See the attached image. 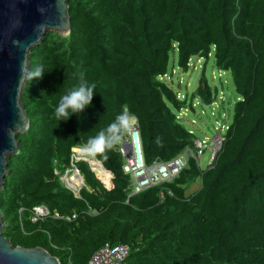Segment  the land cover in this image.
<instances>
[{
	"label": "trees",
	"instance_id": "trees-1",
	"mask_svg": "<svg viewBox=\"0 0 264 264\" xmlns=\"http://www.w3.org/2000/svg\"><path fill=\"white\" fill-rule=\"evenodd\" d=\"M68 5L70 34L48 31L30 53L29 73L42 67L44 75H29L22 93L30 127L17 136L19 153L9 156L0 190L5 238L42 247L61 264H89L107 244L130 247L124 264H264V0ZM194 58L230 73L238 94L223 148L205 170L193 156L197 135L179 113L195 99L212 106L218 91L204 72L197 91L181 99L165 79L172 63L187 73ZM81 74L96 85L91 104L59 121L54 109ZM125 107L138 120L146 166L189 151L186 168L135 194L119 143L94 156L115 176L112 187L80 161L85 186L76 196L61 180L74 149ZM38 207L49 215L34 222Z\"/></svg>",
	"mask_w": 264,
	"mask_h": 264
},
{
	"label": "water",
	"instance_id": "water-1",
	"mask_svg": "<svg viewBox=\"0 0 264 264\" xmlns=\"http://www.w3.org/2000/svg\"><path fill=\"white\" fill-rule=\"evenodd\" d=\"M69 0H0V190L8 158L19 153L17 136L30 121L22 104L30 53L48 31L71 32ZM127 146H130L129 144ZM0 211V264H61L42 247H14L3 233Z\"/></svg>",
	"mask_w": 264,
	"mask_h": 264
},
{
	"label": "clouds",
	"instance_id": "clouds-1",
	"mask_svg": "<svg viewBox=\"0 0 264 264\" xmlns=\"http://www.w3.org/2000/svg\"><path fill=\"white\" fill-rule=\"evenodd\" d=\"M29 75L33 79L34 78H41L42 79L43 75H44L43 68L37 67V68H35L34 71L29 73ZM95 87H96L95 83H89V81H87L84 78L83 74H81L80 75V82H79L78 86L73 88L72 90H70L67 94L61 96L58 105L54 109L55 118L59 121L68 120L72 114L81 112L85 108V106L91 104V101H92L93 96H94ZM195 100H198V99H195ZM193 108H194V103H193ZM69 110H71V111H69ZM182 113H184V110H183V112L179 113V115ZM133 119H135L138 123V120L136 118H133L132 116H130L127 107H125L124 110L120 114H118L110 124H108L105 128H102L95 136L89 137V139L87 140V142L85 144L80 145L81 152L83 154L87 155V159L89 160V161H85V160H83V161L90 164L92 171L102 181V183L104 184V186L107 189L112 187V181L115 178V176H113L112 173L108 172L104 168L102 163H100L96 158H94V156H96L97 154L105 153L106 150L113 148L115 145H117L119 143H120V148H121L120 151H121V153L124 156L125 161H126L125 172L133 175V177L136 181V187L138 185V182H143L144 178H147V176H143L144 171H146L147 169L151 170L152 172L164 171L165 168L172 169L175 167L174 162L180 159L183 162H185V165L179 170L178 173H176L175 175L172 176L171 180H169V181H172L173 179H175L179 176V174L186 168V166L188 164V155H190L189 151H187L184 155L180 156L179 158L175 159L174 161H172L170 163L164 164V163H161V161L159 160L156 162V164H154V166H152L150 168L147 167L145 164V160H144L143 146H142V142H141V138H140V131H139V123H138V129L136 131H133L134 134H133V132L131 133L132 138H134L136 141L137 149L134 145V141L130 142V144L127 142L128 132L132 128ZM179 119L181 120L180 117H179ZM125 134H126L125 140L121 141ZM219 136H222V138L219 142H215L216 141L215 139H211V141H212L211 143H214L213 153L216 152V157L212 163H211V159H210L208 167L211 166L216 161L219 153L221 152V150L223 148L225 138L222 134H220ZM130 140L131 139H129V141ZM199 142L203 143L202 154L200 156H199V149L197 148V144ZM128 144L130 146H127ZM206 145H207V142L204 143V142L198 141L197 139L195 141V151L197 153H193V156L196 157L199 165H200L199 158H201V156L203 155L204 150L206 148ZM132 153H135V156L137 158V169L135 172L134 171L131 172V171L126 169V166H127V157L126 156H128ZM98 164H100L107 173L111 174V176H112L111 186H108L106 184V182H104L97 175L95 168H98L97 167ZM170 164H173V165H170ZM169 166H171V167H169ZM68 170H66L65 174L64 173H63V175L61 174V180L66 175ZM137 171L141 176H143V177L139 178L138 180L136 179V172ZM69 176H68V179H70ZM79 178L82 181V186L79 189V195H80L81 189L85 186V180H84V177L80 171H79ZM169 181H162L156 185H159V184H162L165 182H169ZM62 182H63V180H62ZM64 185H65V183H64ZM156 185H154V186H156ZM146 189H148V188H146ZM70 191H72V190H70ZM72 193L75 194L73 191H72ZM120 245H126V244H120ZM115 246H118V245H115Z\"/></svg>",
	"mask_w": 264,
	"mask_h": 264
},
{
	"label": "rangeland",
	"instance_id": "rangeland-1",
	"mask_svg": "<svg viewBox=\"0 0 264 264\" xmlns=\"http://www.w3.org/2000/svg\"><path fill=\"white\" fill-rule=\"evenodd\" d=\"M176 60L177 57H174V64ZM205 63V60L194 58L190 64V70L187 73L182 72L179 66L172 63L170 65L169 75L165 78L167 83L174 87L179 93L178 96L181 99L187 98L189 100V97L197 91L199 80L202 78L204 72L209 85H211L214 90L218 91V96L214 105L205 107L201 105L199 100H195L193 102L194 108H191L189 105V108L185 109L184 113L179 115L186 128L195 132L198 141L207 142L204 153L201 158H199L200 167L204 170L208 168L209 161L213 155L214 143H211V139H215V142H219L222 138V136L219 135H225L228 125L232 122V103L234 99L236 100L238 97L231 74L218 71L213 61H210L206 65ZM137 129L138 123L133 119L132 128L128 132L127 142L129 144L133 141L131 133ZM129 139L131 140L129 141ZM126 157L129 169L131 170V162L135 154L132 153ZM95 169L97 175L100 177V172L97 168ZM200 187L201 185L199 183L195 184L189 190V193L198 191Z\"/></svg>",
	"mask_w": 264,
	"mask_h": 264
},
{
	"label": "built area",
	"instance_id": "built-area-1",
	"mask_svg": "<svg viewBox=\"0 0 264 264\" xmlns=\"http://www.w3.org/2000/svg\"><path fill=\"white\" fill-rule=\"evenodd\" d=\"M197 148L199 149V156L202 154L203 143H198ZM135 154V153H134ZM216 157V152L213 153L211 157V163ZM89 161L87 159V155L83 154L80 149H74L73 153V162L71 165V169H69L66 175L62 178L63 183L72 190L76 196H79V189L82 186V181L79 178V170L76 167L75 163L80 161ZM175 167L172 169L165 168L164 171L160 172H152L151 170L144 171L143 176H147L144 178L143 182H138L137 187L134 189V193H140L141 191L154 186L162 181H169L171 180L172 176L179 172V170L185 165V162L182 160H177L174 162ZM173 165V164H170ZM171 167V166H169ZM126 169L135 172L137 169V158L136 156L133 158L131 162V170L129 169V164L127 160ZM59 174V173H57ZM70 175V176H69ZM68 176L70 179H68ZM141 176L138 171L136 172V179L143 177ZM49 215L48 210L45 207H38L35 209L34 217L32 218L34 222L39 221L42 218H45ZM59 217V215H57ZM130 255V248L127 245H118V246H111L107 244L103 247L99 252H97L91 259L89 264H124L126 259Z\"/></svg>",
	"mask_w": 264,
	"mask_h": 264
},
{
	"label": "bare ground",
	"instance_id": "bare-ground-1",
	"mask_svg": "<svg viewBox=\"0 0 264 264\" xmlns=\"http://www.w3.org/2000/svg\"><path fill=\"white\" fill-rule=\"evenodd\" d=\"M133 134H134V132H133ZM133 141H134V145H135V147H136V149H137V145H136V141H135V139L133 138ZM97 169H98V171L100 172V178L101 179H108V178H110V181H109V183L107 184L108 186L110 185V182H111V175L109 174V173H107V172H105L104 171V169L102 168V166L100 165V164H98L97 165ZM96 170V169H95ZM108 176V177H107ZM105 177H107V178H105Z\"/></svg>",
	"mask_w": 264,
	"mask_h": 264
}]
</instances>
